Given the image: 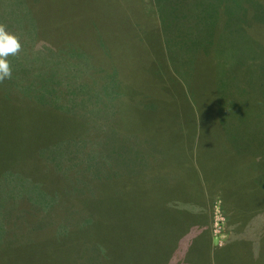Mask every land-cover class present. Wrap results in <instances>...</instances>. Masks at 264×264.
Wrapping results in <instances>:
<instances>
[{"label":"rangeland","instance_id":"374dc122","mask_svg":"<svg viewBox=\"0 0 264 264\" xmlns=\"http://www.w3.org/2000/svg\"><path fill=\"white\" fill-rule=\"evenodd\" d=\"M94 2L0 0V264H264V0Z\"/></svg>","mask_w":264,"mask_h":264},{"label":"crops","instance_id":"0c3cea01","mask_svg":"<svg viewBox=\"0 0 264 264\" xmlns=\"http://www.w3.org/2000/svg\"><path fill=\"white\" fill-rule=\"evenodd\" d=\"M154 1V0H153ZM138 0H95L94 2V6L96 7H106L109 6L110 7V15L112 18H115V16L117 14H121L123 15L128 23L127 25L129 26L127 29L132 32H134L132 39L134 38L133 41L137 42L138 39V33L140 32V22H139V17H138V11L142 12L143 10L137 7ZM155 4V2H154ZM156 5V4H155ZM157 11V14H162L161 12ZM91 27H94L96 29H98L99 32V27L97 24H93L91 25ZM141 34V32H140ZM128 39H130V36H127ZM185 211L188 213L187 209L184 208ZM172 224H175L173 226H177L176 221H174ZM179 224V223H178ZM181 228V227H180ZM261 246H260V252L258 253L257 256V262H262L264 263V238L261 239ZM185 248V247H184ZM186 253H187V249H185ZM220 253H218L217 255V260L216 262L213 263V260L211 258V256L208 253V250L205 249V251L200 253L201 259H199L198 262H196L195 264H230V260H225L224 259V255L227 256V254L229 255L230 252L228 250V247H226L223 250L219 251Z\"/></svg>","mask_w":264,"mask_h":264},{"label":"trees","instance_id":"16d2710c","mask_svg":"<svg viewBox=\"0 0 264 264\" xmlns=\"http://www.w3.org/2000/svg\"><path fill=\"white\" fill-rule=\"evenodd\" d=\"M44 3H45V1L43 2V3H40V8L44 5ZM40 8L39 9H36V10H34L33 11V14L36 16V19H37V21L39 20V11H40ZM213 12V11H212ZM243 12H244V15H248L247 13H248V10L247 9H243ZM217 13V15L216 14H214V12H213V14H211V15H208V21H207V33L208 34H210V35H215L214 36V38H215V40L216 41H218L217 42V44L215 45V49H218V48H221V47H224V48H226V46H225V41H226V39H227V36H230V38L232 37V36H234V34H239L240 36H244L245 34L244 33H242L241 31L239 32V31H237V28H236V26L234 27L232 24H234L233 22H234V19H235V17H234V19H233V17L231 18V20H233L232 22L231 21H227L225 18H224V16H223V22H224V24H227V25H225L226 27H224V28H226V29H228V28H231V33L230 34H226L225 32H222L220 35H216L217 34V31H218V28L220 27V21L222 20L221 19V16L222 15H220L218 12H216ZM225 19V20H224ZM239 19V18H238ZM193 24H196V23H192V25H191V27L193 26ZM235 30V31H234ZM226 31V30H225ZM245 36H247V35H245ZM214 43H211V46L213 45ZM208 46V45H207ZM244 69H246L245 67H244V65H242L241 67H240V70H244ZM238 159V158H237ZM167 187L169 188V191H170V185H167ZM160 191V190H159ZM157 192L156 191V193L154 194V196L152 197V202L150 203V212H152L153 210H154V208L155 207H157L158 206V213L159 214H161L162 212H164L165 214H166V216L167 217H169V218H172L173 220H175L176 221V223H177V226L178 227H180L181 226V224L183 223V220H184V218H185V216H186V214H187V212L185 211V209H171L170 211L169 210H167V207H162L161 206V204H159L158 203V200L160 199L161 200V198H162V200L165 202V197H166V195L164 196V195H162L160 192ZM156 203V204H155ZM173 210V211H172ZM161 212V213H160ZM169 221V220H168ZM169 223H171V221H169ZM179 223V224H178ZM227 260V259H226Z\"/></svg>","mask_w":264,"mask_h":264},{"label":"clouds","instance_id":"9594fccd","mask_svg":"<svg viewBox=\"0 0 264 264\" xmlns=\"http://www.w3.org/2000/svg\"><path fill=\"white\" fill-rule=\"evenodd\" d=\"M20 50L21 44L18 42V37L9 34L5 26L0 25V82L11 78V68L6 58L10 54H18Z\"/></svg>","mask_w":264,"mask_h":264}]
</instances>
